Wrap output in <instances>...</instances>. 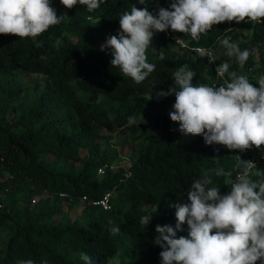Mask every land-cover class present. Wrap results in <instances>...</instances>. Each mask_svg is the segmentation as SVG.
Listing matches in <instances>:
<instances>
[{"label": "trees", "instance_id": "trees-1", "mask_svg": "<svg viewBox=\"0 0 264 264\" xmlns=\"http://www.w3.org/2000/svg\"><path fill=\"white\" fill-rule=\"evenodd\" d=\"M50 5L65 17L35 40L0 35V74L21 70L43 76L34 82L35 95L27 103L11 106L19 92L0 95V264L27 259L86 264L81 253L90 257V264H108L115 256L119 264H161L156 226L175 227L174 205L190 203L193 181L208 174L213 181L209 187L227 194L238 173L236 156L264 153V146L229 150L207 145L203 135L179 131V122L170 119L175 96H159L175 87L177 68L188 64L196 73L193 84L214 88L228 75L217 76L208 57L163 32L153 30L146 56L156 67L143 82L137 84L111 66L112 49L101 51V46L118 36L121 14L136 6L157 15L164 0H107L92 12L79 4L67 9L60 0H50ZM178 34L190 45L211 48L219 64L228 62L229 72L246 75L259 87L264 24L222 22L199 41ZM225 36L241 50L258 49L243 68L226 56L219 43ZM36 42L43 46L37 48ZM130 116L135 124L128 123ZM117 137L132 145L131 165L128 171L107 169L99 175L98 168L112 157L104 145ZM220 168L231 175L216 176ZM252 179L264 178L253 174ZM106 193L109 208L93 203ZM80 200L85 202L81 217H64L63 202ZM148 214L150 222L142 226L140 219ZM114 227L120 231L114 233ZM182 229L176 238L188 236L186 224Z\"/></svg>", "mask_w": 264, "mask_h": 264}, {"label": "clouds", "instance_id": "clouds-1", "mask_svg": "<svg viewBox=\"0 0 264 264\" xmlns=\"http://www.w3.org/2000/svg\"><path fill=\"white\" fill-rule=\"evenodd\" d=\"M106 2L60 0L67 9L79 4L86 6L89 12ZM139 3L145 4L146 0H139ZM64 17L57 15L50 0H0V35L35 40ZM233 21L264 24V0H171L169 8H160L157 15L147 7L133 6L121 14L118 36H110L101 51L111 48V66L139 84L156 67L147 62L146 56L153 30L170 29L199 41L214 25ZM60 43L57 40V46ZM176 43L183 41L177 39ZM219 43L226 49V56L234 57L241 68L250 55L258 51L256 48L241 50L238 43L227 37ZM42 46L43 42H36L37 48ZM193 51L215 61L210 49L197 47ZM216 72L221 78L228 75V80L219 88L193 84L196 73L188 64L177 68L172 75L175 87L159 95L175 96L170 119L179 122V131L185 135H203L207 145L218 144L239 151L264 146V75L257 78L259 87H255L246 75L229 72L228 62L220 63ZM128 123L135 124V117L130 116ZM236 157L238 174L227 194L221 195L217 186L209 187L213 184L212 178L204 174L191 185L190 203L174 205L175 227L156 226L154 244L162 249L159 253L161 264H257L258 261L264 264V179H252L253 174H264L252 161ZM215 175L231 173L220 168ZM150 219L151 214L144 215L140 224L147 227ZM185 224L188 236L176 238L177 231L183 230ZM112 231L116 233L120 229L114 227ZM80 258L90 264L86 253H81ZM20 264H35V261L27 259Z\"/></svg>", "mask_w": 264, "mask_h": 264}, {"label": "rangeland", "instance_id": "rangeland-1", "mask_svg": "<svg viewBox=\"0 0 264 264\" xmlns=\"http://www.w3.org/2000/svg\"><path fill=\"white\" fill-rule=\"evenodd\" d=\"M38 79L43 81V76L39 74L27 73L21 70H17L13 73L0 74V95H5L7 91H11L12 93L19 92L20 95H17V98L10 102L11 106L27 103L31 101L35 95L33 84ZM122 139L123 137L113 138L104 145V148L107 147L110 153H112L110 162L107 164L105 170L110 169L112 173L121 169L128 171L131 165L133 147L130 143L123 144ZM76 165L80 166L81 163H77ZM27 203L28 200L26 199V204ZM31 204H33V201H31ZM84 205L85 202L81 200L71 205L68 202H63L66 214L63 216H67L71 219H79L82 215ZM119 261V257L115 256L110 259L108 264H119Z\"/></svg>", "mask_w": 264, "mask_h": 264}, {"label": "built area", "instance_id": "built-area-1", "mask_svg": "<svg viewBox=\"0 0 264 264\" xmlns=\"http://www.w3.org/2000/svg\"><path fill=\"white\" fill-rule=\"evenodd\" d=\"M170 3H171V0H164V8H169ZM163 34L165 35L166 38H168V39H170L171 41H174V42H176L177 39H181L183 41V43L182 44L177 43V44L180 45L183 48L190 49L191 51H193V49L197 48V47L212 50L211 48H207L205 46L190 45L177 32H173L170 29L165 31V32H163ZM225 37L230 38L229 36H225ZM212 52H213V50H212ZM214 58H215V61H210V62L214 66V68L216 70V68L218 67L219 63H218L215 55H214ZM239 157H240L241 160H244V161H252L256 165L257 170L260 171L262 174H264V153H260V154L253 153V154L248 155L247 157H243L242 155H239ZM106 166L107 165L98 168V174L99 175H103L106 172V170H105ZM253 171L256 172V169H253ZM261 177L264 178V175H261ZM233 182H235V180ZM61 195H63V194H61ZM109 195H110V193H106V194L103 195V197L101 199H99L97 201H94L93 203L94 204H99V205L103 206V208L107 209V208L110 207ZM83 198L85 199L86 196H84ZM32 201L35 202V199H33ZM0 207H2L1 204H0Z\"/></svg>", "mask_w": 264, "mask_h": 264}]
</instances>
